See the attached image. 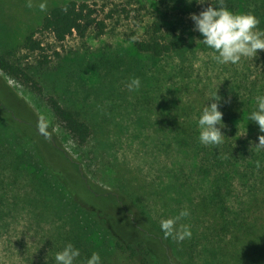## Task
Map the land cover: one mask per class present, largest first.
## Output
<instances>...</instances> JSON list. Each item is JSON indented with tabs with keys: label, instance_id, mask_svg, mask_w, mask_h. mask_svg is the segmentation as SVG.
Segmentation results:
<instances>
[{
	"label": "rangeland",
	"instance_id": "obj_1",
	"mask_svg": "<svg viewBox=\"0 0 264 264\" xmlns=\"http://www.w3.org/2000/svg\"><path fill=\"white\" fill-rule=\"evenodd\" d=\"M66 1L31 0L29 7V0H0V53L14 50L41 87V92H34L0 70V157L30 164L27 168L36 173L41 172L39 159L48 164L44 158L74 182L70 157L94 184L98 202L118 191L130 193L134 198L128 205L131 213L153 231L162 219L187 208L190 215L177 223L188 224L191 236L182 241L165 238L167 245L162 246L147 241V264H264V247L251 235L213 238L204 227L208 217L203 226L195 223L201 191L179 186L176 166L181 156L174 148L165 152L159 143L168 138L172 143L175 124L196 115L199 109L195 105L204 106L210 95L220 93L221 81L235 70L231 66L252 65L258 57H242L236 64L213 60L216 53L212 49L196 44L202 36L194 29L190 14L207 5L195 0H85L104 6L105 12L114 10L104 33L97 36L91 30L83 37L73 34L57 42L49 32H36L44 49L20 48L22 37L39 26L44 14ZM41 2L46 4L44 10L39 8ZM225 4L234 12H264V0H225ZM155 21L162 34L175 31L186 37L182 50L157 58L135 48L134 41L145 37ZM130 77H139L141 82L131 92L126 87ZM49 96L82 115L91 127L87 143L79 145L71 138L53 115ZM9 171L0 169L5 176ZM17 173L24 174L22 170ZM14 184H3V203L8 205L14 199L16 211L5 217L8 227L0 228V264H37L42 243L34 222L48 229L60 215L33 214L41 201L38 197L25 200L26 192L31 197L36 194L24 182ZM12 195L16 197L10 198ZM84 198L76 200L88 206ZM75 205L66 192L64 199L55 202L60 211ZM128 216L108 202L95 219H105L125 238L144 239Z\"/></svg>",
	"mask_w": 264,
	"mask_h": 264
},
{
	"label": "trees",
	"instance_id": "obj_2",
	"mask_svg": "<svg viewBox=\"0 0 264 264\" xmlns=\"http://www.w3.org/2000/svg\"><path fill=\"white\" fill-rule=\"evenodd\" d=\"M113 13L111 8L105 12L104 6L97 5L94 1L68 0L51 7L42 17L39 26L25 34L18 45L29 51L43 50L42 41L35 33L44 31L49 32L57 42L73 34L83 37L91 30L99 36L104 33L106 22L113 17ZM255 13L261 21L258 29L264 30V12H253ZM185 44L186 37L182 33L174 31L162 34L160 23L156 21L152 23L145 37L134 41L138 51L157 58L179 52ZM256 56L258 59L252 65L241 66L243 69L239 68V65L231 66L235 70L221 81L220 93L217 95L220 97L218 106L223 113L224 122V127L221 128L225 135L222 143L213 146L199 142L196 121L202 105H195V108L199 109L196 115L185 116L175 124L172 143L169 138L159 143L165 152L168 153L174 148L176 154L181 156L182 161L176 166L179 186L201 191L196 204L198 211L194 216L195 223L203 226L204 218L208 217L209 222L204 227L213 238H224L229 234L231 240L237 235H251L263 248L264 151H257L254 147L252 149V146L258 143V135L264 133L259 132L255 122L248 121V114L255 109L254 97L258 93H264V50H258ZM46 61L48 60L45 58L44 62ZM237 68L241 70L237 71ZM0 70L32 91L41 92L37 79L21 65L11 48L0 53ZM47 102L53 115L71 138L79 145L87 143L91 127L82 115L63 106L53 96H49ZM188 108L192 110L191 106ZM68 158L75 170L74 182L44 158L42 159L48 164L45 165L38 158L41 172L36 173L27 168L30 164H19L15 158L3 160L0 157V169H11L8 176L0 173V228L8 227L5 217L13 210L16 211L14 199L8 205L3 203V184L24 182L30 187V192L33 190L36 194V197L33 194L31 197L30 193L26 192L24 199L32 200L38 197L42 204L37 209L34 206L36 210L33 214L42 216L48 212L52 217L60 215L58 222L51 223L48 229L38 221L34 222L33 228L42 243L39 264H55V253L69 242L80 250L74 264H84L93 251L99 253L101 264H147L150 255L147 241L158 246L164 243L167 245L160 226L156 228L152 225L153 231L143 219L142 223L135 218L128 207L129 202L134 199L130 193L118 191L98 202L100 195L95 196L94 184L83 173L80 164ZM257 160L261 161L259 168L256 167ZM18 170H22L24 174L20 175ZM78 187L81 189L79 192L76 191ZM65 192L76 205L71 209L57 210L55 202L64 199ZM80 197H85L88 206L76 200L81 199ZM108 202L129 215V222H133L132 225L144 239L125 238L126 235L115 232L105 219H95ZM26 209L28 212L32 211L30 208ZM146 219L147 217L145 221ZM98 247L103 251H99ZM255 248L259 249L258 246ZM168 249L166 247L167 254ZM174 264L179 263L175 261Z\"/></svg>",
	"mask_w": 264,
	"mask_h": 264
},
{
	"label": "clouds",
	"instance_id": "obj_3",
	"mask_svg": "<svg viewBox=\"0 0 264 264\" xmlns=\"http://www.w3.org/2000/svg\"><path fill=\"white\" fill-rule=\"evenodd\" d=\"M193 0H186L192 3ZM196 3L204 5L198 13H191L193 27L198 31L202 39L196 40L212 49L216 55L212 57L217 63H238L242 57H254L258 50H264V30L258 29L259 19L252 12H234L230 10L225 0H195ZM31 7V0L28 2ZM46 4L41 2L39 8L44 10ZM141 85L139 77H130L127 89L131 92L139 89ZM255 109L248 114V121L258 125L259 132L264 133V93H258L255 97ZM220 97L217 91L210 95L196 121L198 140L204 145H219L225 136L221 128L224 127L222 111L218 106ZM246 132V131H245ZM244 132V133H245ZM243 134V133H242ZM257 151H264V134L258 135V143L252 146ZM251 149V150H252ZM256 167H261V161L257 160ZM190 215L187 208H181L176 216L162 219L160 230L165 238L172 237L176 241H182L191 236L190 226L186 223H177L182 218ZM80 255V250L71 242L54 255L55 264H74ZM84 264H101L98 252L93 251L84 261Z\"/></svg>",
	"mask_w": 264,
	"mask_h": 264
}]
</instances>
